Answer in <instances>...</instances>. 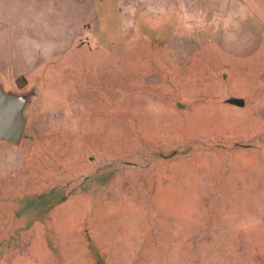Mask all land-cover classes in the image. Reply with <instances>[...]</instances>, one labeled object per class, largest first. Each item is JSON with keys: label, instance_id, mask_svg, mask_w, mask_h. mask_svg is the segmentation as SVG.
I'll list each match as a JSON object with an SVG mask.
<instances>
[{"label": "rangeland", "instance_id": "obj_1", "mask_svg": "<svg viewBox=\"0 0 264 264\" xmlns=\"http://www.w3.org/2000/svg\"><path fill=\"white\" fill-rule=\"evenodd\" d=\"M94 4L21 23L0 264H264V0Z\"/></svg>", "mask_w": 264, "mask_h": 264}, {"label": "crops", "instance_id": "obj_2", "mask_svg": "<svg viewBox=\"0 0 264 264\" xmlns=\"http://www.w3.org/2000/svg\"><path fill=\"white\" fill-rule=\"evenodd\" d=\"M95 0H0V81L2 77L16 63L15 58L10 56L18 51L19 35L21 23L29 21L42 25L46 18L38 15H46L52 8H59V13L64 16L79 15L87 13L95 14ZM59 14V15H60ZM60 15V16H61ZM37 17V18H36ZM47 22V21H46ZM25 30L30 29V25L24 26ZM34 28V27H33ZM13 65V66H12ZM20 75L15 73L13 80ZM10 76V74H9ZM23 77V76H22ZM3 84V83H2ZM8 89H15L16 85L8 86Z\"/></svg>", "mask_w": 264, "mask_h": 264}, {"label": "water", "instance_id": "obj_3", "mask_svg": "<svg viewBox=\"0 0 264 264\" xmlns=\"http://www.w3.org/2000/svg\"><path fill=\"white\" fill-rule=\"evenodd\" d=\"M31 95L24 89H6L0 81V142L17 144L22 136ZM227 102L242 105L243 100L229 97Z\"/></svg>", "mask_w": 264, "mask_h": 264}, {"label": "trees", "instance_id": "obj_4", "mask_svg": "<svg viewBox=\"0 0 264 264\" xmlns=\"http://www.w3.org/2000/svg\"><path fill=\"white\" fill-rule=\"evenodd\" d=\"M15 85L17 88L24 89L26 87V79L24 77H18L15 79Z\"/></svg>", "mask_w": 264, "mask_h": 264}, {"label": "flooded vegetation", "instance_id": "obj_5", "mask_svg": "<svg viewBox=\"0 0 264 264\" xmlns=\"http://www.w3.org/2000/svg\"><path fill=\"white\" fill-rule=\"evenodd\" d=\"M247 145V144H246ZM250 144H248L247 146H249Z\"/></svg>", "mask_w": 264, "mask_h": 264}]
</instances>
